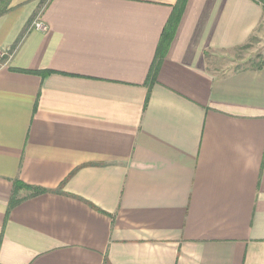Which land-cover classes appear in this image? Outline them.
Returning a JSON list of instances; mask_svg holds the SVG:
<instances>
[{"label":"crops","instance_id":"1","mask_svg":"<svg viewBox=\"0 0 264 264\" xmlns=\"http://www.w3.org/2000/svg\"><path fill=\"white\" fill-rule=\"evenodd\" d=\"M178 2H5L0 264H264V66L207 62L264 8L186 0L146 84Z\"/></svg>","mask_w":264,"mask_h":264},{"label":"rangeland","instance_id":"2","mask_svg":"<svg viewBox=\"0 0 264 264\" xmlns=\"http://www.w3.org/2000/svg\"><path fill=\"white\" fill-rule=\"evenodd\" d=\"M262 6L264 8V0H262ZM207 62L209 69L219 75L264 66V18L259 29L246 44L224 54L217 53L215 60L208 58Z\"/></svg>","mask_w":264,"mask_h":264},{"label":"trees","instance_id":"3","mask_svg":"<svg viewBox=\"0 0 264 264\" xmlns=\"http://www.w3.org/2000/svg\"><path fill=\"white\" fill-rule=\"evenodd\" d=\"M6 1L7 0H0V15L4 13L3 10H4V6H6V3H5ZM48 1L49 0H41V3H46ZM258 2L262 3V0H258ZM185 3H186V0H179L178 5H176L173 9V13H172L170 19L168 20V23H167V25L163 31L155 59L152 63V66L150 68V71H149V74H148V77L146 80V84H151L155 81L157 72L160 68V64H161V61L163 59V53L165 50V45L167 46V43L169 42V40L173 34V30L175 29L178 18L180 16V13H181ZM262 67L263 66H259V67L252 68V69H261ZM242 70H249V69H242ZM237 71H240V70H235L233 72H237ZM21 189L30 191L33 195L43 194L46 192L44 189L31 187V186L25 185L19 181H15L13 193H12V197H11L8 209H11L12 207H14L15 205H17L20 202V200L17 199V192Z\"/></svg>","mask_w":264,"mask_h":264},{"label":"built area","instance_id":"4","mask_svg":"<svg viewBox=\"0 0 264 264\" xmlns=\"http://www.w3.org/2000/svg\"><path fill=\"white\" fill-rule=\"evenodd\" d=\"M30 28L35 31L42 32V33H45L47 30L46 26H44L38 19L32 22Z\"/></svg>","mask_w":264,"mask_h":264}]
</instances>
